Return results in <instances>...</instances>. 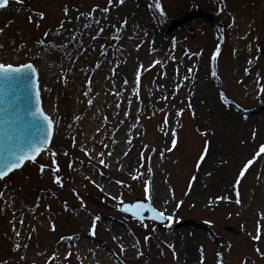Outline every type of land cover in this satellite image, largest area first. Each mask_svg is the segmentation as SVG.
Instances as JSON below:
<instances>
[{"label": "rangeland", "instance_id": "rangeland-1", "mask_svg": "<svg viewBox=\"0 0 264 264\" xmlns=\"http://www.w3.org/2000/svg\"><path fill=\"white\" fill-rule=\"evenodd\" d=\"M9 5L0 11V60L37 66L42 105L55 128L51 147L36 162L0 180V192L6 193L0 197V264H84L77 249L82 234L114 264H220L218 253L223 264H264L255 251H264V140L258 142L259 124L250 119L263 112L264 123V0H24L22 5L10 0ZM180 16L188 17L178 21ZM143 21L147 30L120 43L127 26ZM85 22L88 35L80 49L94 44L95 56L79 71L105 59L109 68L97 94L81 89L76 95L75 83L67 95L72 78L66 76L78 61L67 60L65 70L48 78L39 51L47 47L37 41L47 43L52 35L74 39L66 29ZM239 26L246 48L242 58L235 37ZM105 30L109 35L103 38ZM114 136L120 137L119 153L107 159ZM53 161L59 172L45 167L41 173L39 166L54 168ZM148 181L152 205L172 218L165 224L136 222L117 209L123 202L148 200ZM111 227L119 234L113 236ZM172 228L184 233L178 248L169 241Z\"/></svg>", "mask_w": 264, "mask_h": 264}, {"label": "snow or ice", "instance_id": "snow-or-ice-1", "mask_svg": "<svg viewBox=\"0 0 264 264\" xmlns=\"http://www.w3.org/2000/svg\"><path fill=\"white\" fill-rule=\"evenodd\" d=\"M10 0H0V9H7L9 6ZM19 4H24V0H17ZM120 4L124 3V0H118ZM109 4L113 3V0H108ZM154 7L159 8V3H156L153 5ZM97 9H99V5L96 6ZM69 9L66 7L64 9L65 14H68ZM95 11V10H94ZM104 13H107L109 11V8L104 7L102 9ZM45 13L43 11H40L38 13V16L40 19H43L45 17ZM31 19V17H30ZM98 23V21H97ZM124 24H127V21H123ZM38 26V25H37ZM87 26V25H85ZM61 29H63L64 24L63 22L60 25ZM101 32L104 31L103 28L100 29ZM119 31V29H118ZM0 32H3V29H0ZM59 35V33H57ZM48 33H45V36H47ZM116 40L120 39V36L117 35L115 37ZM38 44L44 45V40H38ZM0 47H3V45H0ZM217 53H219V49H217ZM213 60L216 59V56L214 55L212 57ZM251 61H249L250 63ZM156 63H160V61H156ZM143 68V65L140 66ZM215 75V72L213 73ZM140 82V76L139 72H137L136 75V83L137 85ZM0 83H3L7 85V91L4 93V95L9 96L10 99L7 101L9 104V111L15 116L16 120H20L21 122L27 121L28 125L31 126V128L36 129V138L33 139H26L24 141V144L22 146L17 147V140L15 134L8 137V143L12 144V147L9 148H0V180H3L11 171L17 168H21L26 161H32L36 162V157L39 154L40 151H43L47 148V145L49 144V141L53 135L54 128H55V122L53 118L45 112L42 101H41V89L38 79V70L36 66L31 63H10L7 61L0 60ZM89 85H91V81L89 80ZM127 83V81H125ZM264 91V88L261 89ZM138 94V90H137ZM92 101H89V104H91ZM189 107H191V104L189 103ZM4 109H0V112H3ZM182 114V112L180 113ZM193 115L195 113L193 112ZM77 119H79L77 117ZM16 120L10 121L11 123H15ZM168 118L165 117L163 123L167 124ZM163 130V129H161ZM11 131V130H10ZM168 133H165L167 135ZM173 139L171 141L172 145L175 146L176 139H175V132H172ZM261 152H264V145L260 148ZM205 154L207 152V148L204 150ZM55 155V154H53ZM67 155V153H65ZM101 156L104 154L101 153ZM111 155V153H109ZM259 155V153H257ZM204 155H201L200 160L203 161ZM55 164V167L53 168L52 165H44L41 164L40 171L41 173L44 172L45 167L49 168V171L53 173L59 172V164L53 161ZM105 161L103 159L100 160V164H104ZM252 163V160H248L246 164L243 165V168L246 170L248 168V165ZM71 166V165H70ZM197 168H199V163L197 164ZM241 177L244 175V172L241 171L239 174ZM193 180H195V177H192ZM54 181L59 184L60 186H63V180L59 175H54ZM95 183V181H93ZM237 184H239V180L236 181ZM99 187V185H97ZM75 191V190H74ZM145 193L148 197V203L145 204L143 201L137 202L136 204H127L124 206L123 211L125 212H132L133 215L137 216L139 219L143 220V214L139 211H134V209H147L150 212L155 213V215L152 217L153 219H172L170 216H166L164 211L157 210L151 203V191H150V181L145 183ZM5 192H0V197L5 196ZM77 195H79L77 193ZM237 196H239V192H237ZM225 197H218L217 199H224ZM112 199H117V197H112ZM240 201L237 200V203ZM100 217H96L95 220H99ZM20 223H23L21 220ZM146 226V225H145ZM53 229L55 228V225L52 226ZM96 223L95 221L92 224L93 231L95 230ZM15 230V229H14ZM257 235L253 236L252 239L259 241L261 239L260 228H257ZM16 235L19 236L20 233L17 231ZM251 235V234H250ZM61 239H68L70 240L71 237H62ZM17 247H20L17 245ZM123 247V246H121ZM255 251L260 254L261 256H264V251H262L259 247L255 249ZM201 252H203V249H201ZM68 255L71 256V252H68ZM218 258H220V264H223L222 261V254H217ZM203 259V258H202Z\"/></svg>", "mask_w": 264, "mask_h": 264}, {"label": "bare ground", "instance_id": "bare-ground-1", "mask_svg": "<svg viewBox=\"0 0 264 264\" xmlns=\"http://www.w3.org/2000/svg\"><path fill=\"white\" fill-rule=\"evenodd\" d=\"M145 1V0H142ZM143 5V4H142ZM10 7V5L8 6ZM3 11V10H2ZM191 16V14L189 15ZM186 17L188 16H180L178 17V21H183ZM144 23L135 26H127L125 28V31L122 32V37L120 39V43H123V45H127L131 42L132 36H140L144 30H147V24L145 23L146 21H143ZM242 23V22H241ZM87 23H77L74 26L67 28L66 32H71L74 39L71 37L66 38L64 36V40H60V37L57 35H52L50 38H48L47 43L44 44L45 47H47V50L44 48L39 49L40 53L44 55V62H45V73L48 76V78H51V76H54V74L61 70H65V67L67 66V60L73 59V62L78 63L74 64V66L69 67V71H73V73L67 74V78H72L71 83L67 86L66 94L68 95L70 87L74 86L75 83L78 84L77 87H75V93L76 95L81 94V89L84 91H88V94L90 96H93L95 93L97 94L98 90L103 88V83L106 78L107 74V69L109 68L108 66V59H105L98 67L92 68L93 66H86L82 69V71H79L80 65L84 64L85 61L88 58H93L95 56V50H94V44L89 50H81V41L83 40L82 37L85 35H88V27L85 26ZM240 25V23H239ZM242 26V24H241ZM241 26H239V29L236 28L237 32L235 33L237 45H238V55L239 57H244L246 53V48L244 46V43L241 41L242 36L239 34V31H241ZM244 27V26H243ZM106 31V30H105ZM90 32V31H89ZM101 33V32H100ZM99 33V34H100ZM107 35H109V30L104 32L102 34L103 38H106ZM245 35V33H244ZM84 36V37H85ZM116 34H113V40L115 39ZM89 43V42H88ZM86 43V44H88ZM70 47V48H65ZM64 49V50H63ZM156 53H158V49H156ZM243 72V69H242ZM89 80L91 81V85H89ZM248 86H252L253 81L247 80ZM253 89V88H252ZM101 96V95H100ZM102 96L109 98L106 94L102 93ZM93 101H95L93 99ZM263 118V112L258 113L255 116H251V120L257 121L259 124V131L257 133V140L258 142H262L264 140V123L261 122V119ZM119 142H120V137L114 136L109 140V145L106 149L105 156L106 158H112L113 155H118L119 153ZM111 153V155H109ZM158 179V178H157ZM155 181L153 185V194L156 197L159 194L160 191V185H159V180ZM10 198L6 197V203L8 206L10 204ZM40 207L41 204L39 205ZM34 213L41 214L39 213L40 210L39 208H34ZM5 210H8V207L5 208ZM13 212V211H12ZM83 222L86 220L85 218H80ZM111 231L113 236L116 234H119L116 229L111 227ZM173 233L170 236V240L172 243L176 245L178 248L182 244V238L184 236V233L182 230L178 228H172ZM110 230V229H109ZM83 234L81 235L78 243H77V249L78 251H81V254L83 255V261L84 264H114L111 259H109L111 256L101 248L100 245L93 244L89 239L83 238ZM127 251L130 254V248L127 247Z\"/></svg>", "mask_w": 264, "mask_h": 264}, {"label": "water", "instance_id": "water-1", "mask_svg": "<svg viewBox=\"0 0 264 264\" xmlns=\"http://www.w3.org/2000/svg\"><path fill=\"white\" fill-rule=\"evenodd\" d=\"M36 68H37V66H36ZM6 91H7V85L0 83V109H4L3 112H0V148H9V147L13 146L12 144L8 143V137L12 136L13 134H15V136H16L17 147H19V146H22L24 144V141L26 139H33L34 140L36 138V129L31 128V126L28 125L27 121L21 122L20 120H16L15 116L8 110L9 104L7 101L10 99V97L4 95V93ZM46 113H48V112H46ZM13 120H16V122L11 123L10 121H13ZM52 138H53V135H52V137L49 141V144L47 145V148L45 150H47L48 147L50 146ZM45 150H43V151H45ZM43 151H40L39 154L37 155V157ZM17 169H20V168H17ZM17 169H14V170H17ZM13 171H11V172H13ZM124 206L125 205L119 207L121 211H123ZM146 211H147V209H143L141 211V213L144 215V213ZM123 212H125V211H123ZM125 213H129V212H125ZM154 215H155V213L151 212V218ZM156 220L164 221V219H156Z\"/></svg>", "mask_w": 264, "mask_h": 264}]
</instances>
